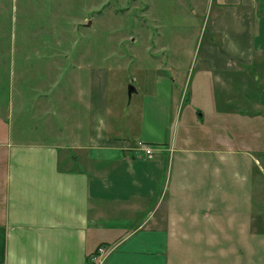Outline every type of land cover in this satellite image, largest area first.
<instances>
[{"label": "crops", "instance_id": "obj_1", "mask_svg": "<svg viewBox=\"0 0 264 264\" xmlns=\"http://www.w3.org/2000/svg\"><path fill=\"white\" fill-rule=\"evenodd\" d=\"M258 2L213 3L200 53L207 73L246 77L261 65ZM16 53L9 76L0 74V264H264V198H254L263 183L251 151L200 129L171 147L142 132L137 141L152 153L132 148L126 124L108 123L103 70L87 80L82 70L84 88L72 82L75 69L61 71L56 86L53 53Z\"/></svg>", "mask_w": 264, "mask_h": 264}, {"label": "rangeland", "instance_id": "obj_2", "mask_svg": "<svg viewBox=\"0 0 264 264\" xmlns=\"http://www.w3.org/2000/svg\"><path fill=\"white\" fill-rule=\"evenodd\" d=\"M219 1L0 0V74L9 76L10 53L14 60L16 51L28 54L38 48L56 57V86L61 71L75 69L72 82L79 86L82 80L84 88L82 70L87 80L88 71L101 69L107 78L108 123L126 124L122 138L132 148L140 147L142 132L153 131L148 134L171 147L198 135L199 129L211 135L220 131L227 134L230 147L245 148L258 159L253 179L262 180L263 191L254 192V198H264V55L261 65L244 67L246 77L244 72L233 78L207 73L201 46L206 44L211 6ZM172 76L173 112L163 127L161 108L169 99ZM65 84L72 86L69 79L61 86ZM131 84L135 91L129 95ZM214 144L210 140L207 145Z\"/></svg>", "mask_w": 264, "mask_h": 264}, {"label": "built area", "instance_id": "obj_3", "mask_svg": "<svg viewBox=\"0 0 264 264\" xmlns=\"http://www.w3.org/2000/svg\"><path fill=\"white\" fill-rule=\"evenodd\" d=\"M139 145H140L141 149L145 151V153H147V154L152 153V151H153L152 146H150L146 143H143V142H140ZM98 251H99V255L101 256L102 254H105L106 249L104 247H100Z\"/></svg>", "mask_w": 264, "mask_h": 264}, {"label": "water", "instance_id": "obj_4", "mask_svg": "<svg viewBox=\"0 0 264 264\" xmlns=\"http://www.w3.org/2000/svg\"><path fill=\"white\" fill-rule=\"evenodd\" d=\"M134 91H135V87L132 84L129 85V88H128L129 95H131Z\"/></svg>", "mask_w": 264, "mask_h": 264}]
</instances>
